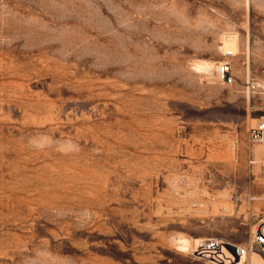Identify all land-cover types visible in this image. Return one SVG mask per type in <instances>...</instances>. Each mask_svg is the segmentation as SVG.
<instances>
[{"label":"rangeland","instance_id":"obj_1","mask_svg":"<svg viewBox=\"0 0 264 264\" xmlns=\"http://www.w3.org/2000/svg\"><path fill=\"white\" fill-rule=\"evenodd\" d=\"M261 118L264 0H0V264L247 247L264 226V145L252 166L246 148Z\"/></svg>","mask_w":264,"mask_h":264},{"label":"built area","instance_id":"obj_2","mask_svg":"<svg viewBox=\"0 0 264 264\" xmlns=\"http://www.w3.org/2000/svg\"><path fill=\"white\" fill-rule=\"evenodd\" d=\"M227 57L234 56V53L227 52ZM217 74L221 82L231 85L234 81L232 74V66L230 62H221L217 67ZM264 145V118L258 119L256 123L251 126L247 133L246 148L248 155V164L250 166L255 164L253 157V149L256 145ZM215 201V196L210 198ZM248 200L254 201L255 197H248ZM229 201L233 206L239 204V198L230 195ZM223 210H229L224 207ZM253 241L247 247L226 242L220 239H206L195 247V255L201 258H207L213 264H237L245 262L246 257L259 251L264 255V226L257 225L253 227L252 231Z\"/></svg>","mask_w":264,"mask_h":264},{"label":"crops","instance_id":"obj_3","mask_svg":"<svg viewBox=\"0 0 264 264\" xmlns=\"http://www.w3.org/2000/svg\"><path fill=\"white\" fill-rule=\"evenodd\" d=\"M260 145H262V144H260ZM257 146H259V145H256L253 149V157L255 160V164L257 163V158L259 157V153H260V150H258Z\"/></svg>","mask_w":264,"mask_h":264},{"label":"bare ground","instance_id":"obj_4","mask_svg":"<svg viewBox=\"0 0 264 264\" xmlns=\"http://www.w3.org/2000/svg\"><path fill=\"white\" fill-rule=\"evenodd\" d=\"M232 47H233V46H232ZM232 53H233V52H232ZM217 76H218V74H217ZM262 84H263V83H262ZM260 86H261V85H260ZM197 241H198V240H197ZM202 242H203V241H202ZM202 242H200V243H202ZM200 243H199V244H200ZM256 252H257V251H256ZM256 252H255V253H256ZM261 254H262V253H261Z\"/></svg>","mask_w":264,"mask_h":264}]
</instances>
